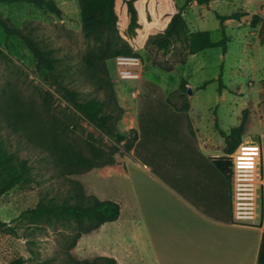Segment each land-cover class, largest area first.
Wrapping results in <instances>:
<instances>
[{"label":"rangeland","instance_id":"obj_1","mask_svg":"<svg viewBox=\"0 0 264 264\" xmlns=\"http://www.w3.org/2000/svg\"><path fill=\"white\" fill-rule=\"evenodd\" d=\"M54 1L62 14L28 0H0V19L23 28L49 49L65 80L80 91L82 98L105 99L104 92L87 83L83 74V56L94 42L84 36L79 0ZM133 1L138 10V25L133 29L126 0H116V10L121 41L139 56L137 71L141 76L123 78L116 57L109 59L107 66L119 103L125 108L118 128L126 131L135 127L138 141L132 152L117 155L115 165L71 175L60 171L38 138H50L56 123L63 121L76 125L68 138L83 153H88L86 138L90 132L104 137L105 142L110 140L49 83L46 69L37 64L22 38L8 33L0 23V49L7 54L0 55V138L11 151L29 159L34 178L30 184L17 185L0 196V218L8 222V226L0 227V264H16L19 258H23L21 264H75L69 254L80 260L115 254V222L104 225L107 231L99 227L83 234L69 250L73 223L34 222L23 214L42 198L61 200L72 188L73 179L81 181L87 193L119 202L124 218L129 219L140 215L138 203L142 200L161 208L167 203L154 174L160 178L164 170L203 166L201 155L212 151L209 143L225 154V139L219 129L229 131L239 125L245 110L243 140L260 142L264 149V0H210L208 4L197 0ZM179 10L190 32L207 30L213 41L226 34L227 50L207 48L187 55L182 63L187 49L181 42L167 52L160 49L157 41ZM234 13L239 17L226 19L222 27L219 15ZM154 61L174 68L166 70ZM220 76L225 85L222 92ZM184 78L182 92L190 109L178 111L167 97L180 88ZM17 101L28 106L29 128L14 120L11 107ZM175 101L182 104L178 97ZM124 231L129 236V230ZM143 257L138 256L132 264H155L149 254Z\"/></svg>","mask_w":264,"mask_h":264},{"label":"trees","instance_id":"obj_2","mask_svg":"<svg viewBox=\"0 0 264 264\" xmlns=\"http://www.w3.org/2000/svg\"><path fill=\"white\" fill-rule=\"evenodd\" d=\"M28 1L58 15L62 14L61 8L54 0ZM126 2L130 13V27L133 29L138 25V10L133 0H126ZM197 2L208 4L210 0H197ZM79 6L84 36L94 42L83 56V74L87 83L94 86L97 91L104 92L105 99L98 97L82 98L80 91L70 86L65 80V74L57 67V59L49 49L40 45L23 28L13 27L5 20L0 19V23L8 33L19 35L32 50L37 64L44 66L46 69V78L49 79V83L60 91L63 98L74 106L87 122L93 124L103 136H107L110 140V142H105L104 137L90 132L86 138L88 153H83L75 149L73 142L68 138L69 131L74 132L76 125L63 121L56 123L57 127H55L50 138H38L39 144L51 153L60 171L63 174L70 175L93 168L115 165L117 155L119 153L129 154L139 138V131L135 127H131L126 131H121L118 128V122L122 119L125 108L120 105L114 85L108 74L107 61L109 59L121 54L133 55V52L121 41L116 0H79ZM239 15V13L229 16L219 15L222 27H224L226 19L236 18ZM256 17L258 18V16ZM228 40L226 34L221 40L213 41L207 30L190 32L186 19L182 11L179 10L171 17L157 44L160 49L167 52L176 42H181L187 49V53L180 59V62L185 63L187 55L207 48L222 47L226 51ZM0 55L7 56L1 49ZM153 63L166 70L174 68L173 65L165 66L156 61ZM219 81V91L222 92L225 85L221 76ZM185 83L186 79L184 78L180 88L167 97V101L176 110L189 111L190 109V104L184 98L182 92ZM176 97L182 99L181 105L176 103ZM18 103V101L14 102L11 107L14 120L29 128L31 115L28 106ZM246 113L245 110L241 123L232 127L229 131L219 129L225 139V154L211 157L214 164L229 179H231L233 163L228 154L233 153L243 141L247 123ZM33 179L32 165L29 159L11 151L5 145L4 140L0 138V196L17 185L30 184ZM71 181L72 188L61 200L42 198L36 206L23 213L34 222L45 219L73 223L75 232L69 241V250L77 244L83 234L98 229L106 222L115 221L122 211L119 202L111 199H101L94 194H89L81 181L74 179ZM4 226H8V222L0 218V227ZM69 257L75 264H119L112 256H98L92 260L76 259L71 254H69ZM22 262L23 258L15 261L16 264Z\"/></svg>","mask_w":264,"mask_h":264},{"label":"crops","instance_id":"obj_3","mask_svg":"<svg viewBox=\"0 0 264 264\" xmlns=\"http://www.w3.org/2000/svg\"><path fill=\"white\" fill-rule=\"evenodd\" d=\"M261 147L263 179L253 217L235 216L231 179L211 159L224 154L209 143L212 151L201 155L203 166L164 170L160 178L154 174L168 200L162 208L142 200L138 203L140 215L129 219L124 218L122 208L119 218L112 221L116 223L112 257L119 264H132L144 254H149L155 264H264L262 144ZM146 169L151 172L148 166ZM106 223L100 231H107Z\"/></svg>","mask_w":264,"mask_h":264},{"label":"built area","instance_id":"obj_4","mask_svg":"<svg viewBox=\"0 0 264 264\" xmlns=\"http://www.w3.org/2000/svg\"><path fill=\"white\" fill-rule=\"evenodd\" d=\"M123 78H140L141 60L137 55L121 54L116 56ZM135 94V92H134ZM261 143L243 140L235 151L228 154L232 158V205L235 216L239 219L251 218L261 196L262 169Z\"/></svg>","mask_w":264,"mask_h":264},{"label":"water","instance_id":"obj_5","mask_svg":"<svg viewBox=\"0 0 264 264\" xmlns=\"http://www.w3.org/2000/svg\"><path fill=\"white\" fill-rule=\"evenodd\" d=\"M189 92H191V89H189Z\"/></svg>","mask_w":264,"mask_h":264}]
</instances>
